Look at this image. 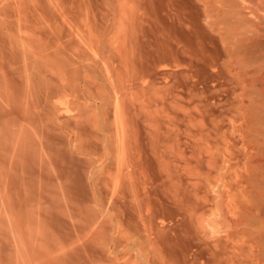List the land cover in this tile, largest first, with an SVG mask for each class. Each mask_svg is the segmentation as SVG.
Here are the masks:
<instances>
[{
	"label": "bare ground",
	"instance_id": "6f19581e",
	"mask_svg": "<svg viewBox=\"0 0 264 264\" xmlns=\"http://www.w3.org/2000/svg\"><path fill=\"white\" fill-rule=\"evenodd\" d=\"M1 212L0 264H264V0H0Z\"/></svg>",
	"mask_w": 264,
	"mask_h": 264
},
{
	"label": "rangeland",
	"instance_id": "374dc122",
	"mask_svg": "<svg viewBox=\"0 0 264 264\" xmlns=\"http://www.w3.org/2000/svg\"><path fill=\"white\" fill-rule=\"evenodd\" d=\"M62 110H64V109H62ZM145 142H146V141H145ZM5 214H7V213H5ZM0 215L4 216L2 212H1ZM7 215H8V214H7ZM2 216H1V217H2ZM1 217H0V218H1ZM5 231H6V230H5ZM4 233H7V232H4ZM7 234H8V233H7ZM7 234H5V236L2 235L3 237L0 236L1 238H3V242H2V241H0V242L2 243V245H5V244H6V245L8 246V247H6V249L9 248L8 250H10V251L6 250L5 253H7V252L13 253V250H12V247H13V246H10V245H9V244L12 245V243H10V241L7 240V239H8V235H7ZM0 235H1V234H0ZM4 238H5L6 242L4 241ZM8 241H9V243H8ZM6 245H5V246H6Z\"/></svg>",
	"mask_w": 264,
	"mask_h": 264
}]
</instances>
